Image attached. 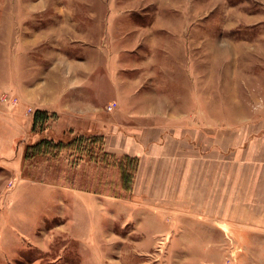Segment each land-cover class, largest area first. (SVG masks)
Listing matches in <instances>:
<instances>
[{
    "label": "rangeland",
    "instance_id": "374dc122",
    "mask_svg": "<svg viewBox=\"0 0 264 264\" xmlns=\"http://www.w3.org/2000/svg\"><path fill=\"white\" fill-rule=\"evenodd\" d=\"M105 44L109 54L129 49V65L108 63L113 79L122 69L132 82L113 80L111 88L135 91L140 74L155 72L145 83L170 96L144 98L157 105L153 117L190 126L203 119L209 136L223 141V173L212 184L210 165L197 169L186 191L163 195L175 196L176 207L156 206L133 195L138 155L125 153L138 159L129 190L115 164L125 155L106 150L104 134L62 133L54 111L5 89L4 108L17 111L24 138L10 144V160L0 159V264H264V0H0L5 85L15 78L36 86L43 76L53 94L61 83L81 82L71 73L86 72ZM135 59L154 62L130 65ZM111 90L101 117L115 131L119 115L137 107ZM194 91L206 93V106H195ZM38 111L44 116L30 126ZM155 177L144 185L151 197L167 181L163 170Z\"/></svg>",
    "mask_w": 264,
    "mask_h": 264
},
{
    "label": "crops",
    "instance_id": "0c3cea01",
    "mask_svg": "<svg viewBox=\"0 0 264 264\" xmlns=\"http://www.w3.org/2000/svg\"><path fill=\"white\" fill-rule=\"evenodd\" d=\"M104 46V51L98 52V60H96V58L91 60L89 56L90 59H88L90 60L89 63L91 66L89 64L85 65L86 67L84 70H86V72L77 73L76 75L71 73V77H78L81 79V82L77 81L70 85L61 83L53 94L48 93V89H52L53 87L49 84L47 78L43 76H41V80L38 81L36 86H32L34 85V81L32 82L28 79H25L26 81H19L18 83H16L15 78L14 80L10 79L7 85L0 81V151H2L0 152V159L10 160L13 155L12 153H8L10 144L14 141L16 142L18 139L21 141L24 138V136L18 135V132L22 131V127L21 124H16L17 111L13 107L4 108L5 106L2 101L3 94L5 89H9L12 93L20 92L24 96H27L28 99H30V101L27 100L29 104L35 103L34 105L38 104L39 108L54 111L57 124L53 127L56 128V130L62 131V133L66 130L77 133H92L99 131V133L104 134L106 150L116 154L125 155V153H132L138 155L139 166L136 177L138 182L134 184L133 195L139 194L145 196L146 200L148 199L147 201L156 204V206H164V209L176 207L170 205L172 202L178 203L175 196L174 198L169 196V198H163V195L166 194L165 196H167V193L178 194L181 191H186L187 186L191 183L193 184L191 178L195 176L197 169L202 174V171L207 170V166L210 165L209 168L215 172V175L211 176L213 180L212 184H215L218 176L223 173L225 157L223 141L222 139L218 140V133L215 132L209 136L208 125L205 124L204 120L201 118L199 119V123L196 122L194 125L190 126L187 120H183V118L171 119L169 121L172 123H169L168 119H162V117L157 119L153 117L156 115L157 109L155 107H157V105L150 100L148 104H145L144 98L170 96L169 91L167 95L159 91H164L161 84L157 89L156 85H152L149 81L145 83V78H148V75L150 76L155 72L147 75H144V73L140 74V76L134 80V82L140 84L139 88L135 89V91L130 87L127 89L120 87L119 89L121 90L114 91V88H111L113 80H115L117 84H124L126 82L128 84V81L132 82V80L127 79L126 82L123 81L124 79H122L119 74L122 69L118 70L119 73L117 77L113 79V68L108 62L113 60L112 63H116L118 67L122 64L125 66L129 65L126 61V59L128 60L127 55L129 49L127 47H119L118 49H114V54H109L108 44ZM116 49L118 51H116ZM8 55L10 56V51ZM11 56L15 59V51ZM8 59L13 61L10 57H8ZM153 62L154 61H148L147 59L141 61L135 59L130 65L146 66L152 65ZM56 64L57 66L60 65L58 62ZM181 70L179 69L178 72H182ZM191 71V64H189L187 70L188 76L184 81L185 92L187 90V80L189 79L188 82L192 80ZM20 82L23 83V85H21ZM150 84L152 86V92L146 88ZM78 87H80V92L79 90L76 91ZM12 89H14V91ZM108 90L112 92L111 97H116L118 99H136L137 112L135 114L132 109L128 108L133 107L130 101L119 100L121 105H123V103L126 104L124 107L128 108L127 110L129 112L119 115L121 119L117 122L118 125L115 124V131H113V128L111 129V125L106 124L105 118L101 117V115L104 116L102 110L104 109V104L109 101L106 99V92ZM188 90L192 92L191 86H189ZM36 91L39 92V97H35L34 94ZM156 91H159V93H155ZM183 95L184 94L181 95L180 93L175 94L176 97ZM188 96L191 98L192 93H189ZM205 96L206 93L202 95V91H194V98L199 99V103L195 106L199 105L198 107L202 108ZM185 97H187L186 94ZM150 106L153 108H149ZM130 111L132 112L130 113ZM29 118L31 123L30 126L35 125L33 113H31L28 119ZM152 118L155 120L151 121ZM169 130L173 132H168ZM17 136L18 139H16ZM253 138H255V136L252 137L250 135L247 138L246 146L249 151L252 150ZM240 147H245V144L238 146V148ZM210 153L211 155H209ZM157 170H163L167 181H164L165 189L159 192L160 195L151 197L153 195L151 193L155 192L154 189H152L151 192L149 189L147 190L144 185L146 186L149 180L153 183L152 181L156 178L155 173ZM149 210L153 211L155 208H148V211ZM149 215L154 217L156 214L150 213Z\"/></svg>",
    "mask_w": 264,
    "mask_h": 264
},
{
    "label": "trees",
    "instance_id": "16d2710c",
    "mask_svg": "<svg viewBox=\"0 0 264 264\" xmlns=\"http://www.w3.org/2000/svg\"><path fill=\"white\" fill-rule=\"evenodd\" d=\"M40 116L43 117L44 113L41 111H38L36 113V116L34 117L35 122L37 121L36 119H39ZM43 143H44V139H42V141H40V142L38 141L35 145H32L30 147L35 148V147H37ZM60 143L61 142H59L58 145ZM137 163H138V159L135 156H130V155H125V156H122V158H116V160H115V164H117V166L120 169L121 177H122L123 181H125L126 187L129 190H130V188H132L131 187L132 178H133L134 172L136 170Z\"/></svg>",
    "mask_w": 264,
    "mask_h": 264
}]
</instances>
